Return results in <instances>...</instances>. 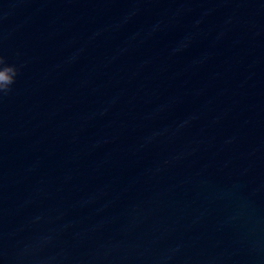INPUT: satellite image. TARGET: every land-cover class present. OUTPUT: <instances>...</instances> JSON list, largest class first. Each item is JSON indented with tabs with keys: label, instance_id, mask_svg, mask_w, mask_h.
<instances>
[{
	"label": "water",
	"instance_id": "95a60500",
	"mask_svg": "<svg viewBox=\"0 0 264 264\" xmlns=\"http://www.w3.org/2000/svg\"><path fill=\"white\" fill-rule=\"evenodd\" d=\"M0 264H264V0H0Z\"/></svg>",
	"mask_w": 264,
	"mask_h": 264
},
{
	"label": "clouds",
	"instance_id": "9594fccd",
	"mask_svg": "<svg viewBox=\"0 0 264 264\" xmlns=\"http://www.w3.org/2000/svg\"><path fill=\"white\" fill-rule=\"evenodd\" d=\"M18 72L17 66L9 64L7 58L0 54V95L11 92V86L15 83Z\"/></svg>",
	"mask_w": 264,
	"mask_h": 264
}]
</instances>
